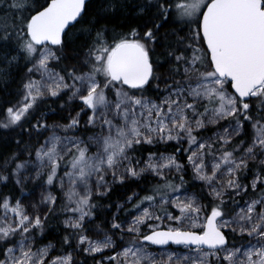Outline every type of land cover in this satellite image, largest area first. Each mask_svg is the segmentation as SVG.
<instances>
[{
  "label": "snow or ice",
  "instance_id": "snow-or-ice-1",
  "mask_svg": "<svg viewBox=\"0 0 264 264\" xmlns=\"http://www.w3.org/2000/svg\"><path fill=\"white\" fill-rule=\"evenodd\" d=\"M0 14V264H264V0Z\"/></svg>",
  "mask_w": 264,
  "mask_h": 264
},
{
  "label": "trees",
  "instance_id": "trees-1",
  "mask_svg": "<svg viewBox=\"0 0 264 264\" xmlns=\"http://www.w3.org/2000/svg\"><path fill=\"white\" fill-rule=\"evenodd\" d=\"M131 17H129V22H131ZM5 20V17L0 14V23H2L3 21ZM121 21L119 20L118 17H114L113 18V22L112 24L109 25V27H113L115 25H118L120 24ZM121 30H124L123 28H117V31H121ZM171 29H164V31H170ZM19 75H16L15 76V81L14 82H9V84L7 86H5L4 84H0V99H15L16 97V93H17V89H18V81H19ZM51 123V121H49ZM189 179H190V175H189ZM9 188H11V185L9 186ZM9 188H0V191H3V192H8L9 191ZM16 195H18V191L15 193ZM131 194V193H129ZM54 228H55V222L53 223V227H50L49 228V233H51V235L49 236V239L51 240L52 239V236H55L56 233L54 231ZM47 242V241H45ZM53 243H55L56 241L53 240L52 241ZM76 260H77V264H82V260H83V257L81 256H77L76 257Z\"/></svg>",
  "mask_w": 264,
  "mask_h": 264
},
{
  "label": "rangeland",
  "instance_id": "rangeland-1",
  "mask_svg": "<svg viewBox=\"0 0 264 264\" xmlns=\"http://www.w3.org/2000/svg\"><path fill=\"white\" fill-rule=\"evenodd\" d=\"M29 188L32 187L31 185L28 186ZM55 194V193H54Z\"/></svg>",
  "mask_w": 264,
  "mask_h": 264
}]
</instances>
